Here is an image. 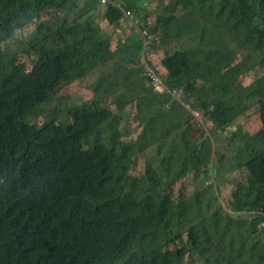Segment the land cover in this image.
Masks as SVG:
<instances>
[{"label":"trees","instance_id":"1","mask_svg":"<svg viewBox=\"0 0 264 264\" xmlns=\"http://www.w3.org/2000/svg\"><path fill=\"white\" fill-rule=\"evenodd\" d=\"M156 2L152 27L143 29L167 32L174 49L159 58L152 49L139 62L121 28ZM100 6L121 31L114 37L96 21ZM243 49L264 64V0H0V264H207L212 253L226 264L220 247L237 254L231 264H264V91L254 88L264 67L256 84L239 85L257 68ZM149 68L165 93L149 86ZM97 70L66 121L42 119L41 106ZM180 94L214 129L257 101L259 115L232 133L236 154L238 144L246 151L243 177L217 190L242 212L229 220L199 200L201 180L216 173L205 129L182 132L198 116ZM124 114L129 138L118 127ZM173 134L170 155L150 154ZM195 197L202 218L187 226L179 214Z\"/></svg>","mask_w":264,"mask_h":264},{"label":"rangeland","instance_id":"2","mask_svg":"<svg viewBox=\"0 0 264 264\" xmlns=\"http://www.w3.org/2000/svg\"><path fill=\"white\" fill-rule=\"evenodd\" d=\"M104 4L111 3V0H101ZM116 4V3H114ZM147 14L143 15L141 17V22H135L134 26L130 25V22L126 19L122 25L121 31L125 33V38L123 41L124 47H126V51L128 54L134 57L139 58V62H144L145 53H150L153 49L154 57L159 58V55H162V53H165L166 51H172L174 49L175 41H171V39H167V32L162 34L163 36L160 37L157 34H154L152 36L148 35V30L150 31V28L152 27V24L154 22V19L159 11V5L158 3L154 4H148L146 6ZM93 13V12H92ZM134 12L132 11V14ZM93 15V14H92ZM95 17L94 19L92 17L93 21H97L98 24L102 27V30L104 34L108 36L114 37V31L118 30L112 27L108 21L105 19V7L104 9L100 6L99 9H97L94 12ZM91 16V15H90ZM89 16V17H90ZM145 16V17H144ZM87 17L84 16L81 19L84 20ZM87 17V18H89ZM131 15H128V18H130ZM188 18H196L194 16L188 17ZM145 28L146 30H144ZM141 29V30H140ZM143 29V30H142ZM119 31V30H118ZM119 31V32H121ZM159 37V38H157ZM155 42V43H152ZM147 46H149L147 48ZM155 47V48H154ZM242 52L244 53L243 61L249 65H252L253 67H257L255 72H251L250 74L244 76L241 78V83L239 85H243L244 87L247 85H253L252 83L256 84L258 80H256V75L260 74L258 67H264V64L259 63L261 60L260 57L256 54V56L251 57L246 55L245 50L243 49ZM241 52V53H242ZM150 57H152L151 53L149 54ZM242 58V54L237 57L238 60ZM141 60V61H140ZM154 65V64H153ZM148 66H146L147 68ZM159 69V68H158ZM146 71V69L144 70ZM100 71H94L90 73V76L84 78V80H80L78 83H74V85L70 86L63 92L59 93L55 98H51L45 105L40 107V116L42 119L50 121L55 120L58 123L64 122L67 120V110L72 108V106H76L81 104L83 101L87 99V96L85 95L86 85H90L93 83L99 76ZM145 73V72H144ZM144 73L143 76H144ZM136 75H139L138 72H136ZM162 75L160 77H157V79H160L161 84L159 87L156 86V82L150 80L149 86H151L157 93H165L164 90H166V87L163 85L162 82ZM148 80V79H147ZM253 81V82H252ZM252 82V83H251ZM86 84V85H85ZM262 89L264 91V77L261 78V81L258 86L254 85V88ZM235 90L239 89V87L236 85ZM259 90H257L258 92ZM179 96L177 99H179L182 103L186 104V107L195 115H199L200 111L196 108V106L191 104L192 102H187L188 100L184 98L183 96ZM161 98H163L161 96ZM165 98V96H164ZM182 99V100H181ZM257 101H245L241 107H245L244 111L245 113L241 115L236 122L234 121L232 125L226 126L224 129H214L212 126L207 123V126L205 124L202 125L201 118L198 116L196 119H194L191 123H186L183 131L186 135H189L191 131L194 129V132H201L203 128L205 129L204 136L209 140V144L206 143L207 146L210 148V159L208 162H210V168L215 170L216 177H214L212 174L205 176L201 180L200 187H198L197 192L199 193V200L203 201H209L211 200L213 202L212 206L213 208L217 209L220 213L222 212L225 216H228L229 214L236 213H242L240 210H237L235 208L229 207L228 202L225 199H221L220 194H218L219 189H224L227 187V185H230V183H233L238 178L243 177V171L239 168V163L243 162L245 159V149H242L241 146L238 144V149L240 150L238 154H236V145L237 140L233 139L232 133L235 132L240 125H245L248 123L252 118H254L256 115H259L258 105L253 104ZM168 103V102H166ZM165 103V104H166ZM191 104V105H189ZM248 104V105H247ZM131 110H129L130 112ZM127 112V111H126ZM128 113V112H127ZM127 117V114H124L123 117H119V129H126L128 132L125 136L126 138H129L131 135L134 136L131 132V123L130 120ZM258 118V117H257ZM202 125V126H201ZM135 126H133V131L135 133L136 130L134 129ZM196 130V131H195ZM131 136V137H132ZM176 141V135L173 134L171 137V140L167 142L164 145H158L154 144L152 145L150 154L154 156L155 158L163 159L167 155H170L173 150V145ZM149 159V154H144L143 157L139 158V164L142 166L145 164ZM158 159H153L151 161L152 164H156ZM189 167H187L188 169ZM218 190V191H217ZM182 214H179L184 220L187 222V226H190L192 224L197 223V220L199 217V210L196 206V197L193 201L192 205L188 208V212H182ZM210 212H207L206 215H209ZM245 214V213H243ZM202 218V217H201ZM172 219H177L173 217ZM231 219V217L228 216V220ZM237 218L235 217V220ZM218 239L215 238V241L213 242L218 243ZM237 244L236 247H240V241H235ZM220 246V244H217ZM227 246V245H226ZM225 246V247H226ZM213 251L215 253L224 252L226 253V256L224 257L226 264H231L230 256L237 254L233 251H224L223 248H219V252L216 250L215 246L212 247ZM264 252V251H263ZM220 255V254H219ZM243 255H246V258H249L247 256L246 249H243ZM207 264H221L220 259L212 253V255L206 256Z\"/></svg>","mask_w":264,"mask_h":264},{"label":"built area","instance_id":"3","mask_svg":"<svg viewBox=\"0 0 264 264\" xmlns=\"http://www.w3.org/2000/svg\"><path fill=\"white\" fill-rule=\"evenodd\" d=\"M149 72H150V78L152 81H155L157 84L155 87H159V85L161 84L160 79H157V77H159L152 68H149Z\"/></svg>","mask_w":264,"mask_h":264},{"label":"bare ground","instance_id":"4","mask_svg":"<svg viewBox=\"0 0 264 264\" xmlns=\"http://www.w3.org/2000/svg\"><path fill=\"white\" fill-rule=\"evenodd\" d=\"M160 77V76H159Z\"/></svg>","mask_w":264,"mask_h":264},{"label":"clouds","instance_id":"5","mask_svg":"<svg viewBox=\"0 0 264 264\" xmlns=\"http://www.w3.org/2000/svg\"><path fill=\"white\" fill-rule=\"evenodd\" d=\"M198 116V115H197Z\"/></svg>","mask_w":264,"mask_h":264},{"label":"crops","instance_id":"6","mask_svg":"<svg viewBox=\"0 0 264 264\" xmlns=\"http://www.w3.org/2000/svg\"><path fill=\"white\" fill-rule=\"evenodd\" d=\"M164 74V73H163Z\"/></svg>","mask_w":264,"mask_h":264}]
</instances>
